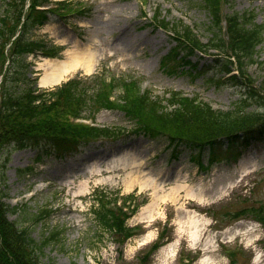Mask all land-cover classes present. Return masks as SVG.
Returning a JSON list of instances; mask_svg holds the SVG:
<instances>
[{"label": "rangeland", "instance_id": "obj_1", "mask_svg": "<svg viewBox=\"0 0 264 264\" xmlns=\"http://www.w3.org/2000/svg\"><path fill=\"white\" fill-rule=\"evenodd\" d=\"M73 1L87 9L85 16L72 19L69 26L51 19L47 30L37 29L32 36L65 48L77 43L98 57L92 71H77L69 77L103 68L138 77L142 89L160 97L177 91L222 111L231 110L236 101L245 98V90L233 85L227 75L214 74V50L204 57L189 58L192 64L198 61L196 69L183 61L175 67L174 62L161 64L176 41L170 32L148 24L153 14L158 11L160 18L171 24L181 21L206 44L216 29L201 0ZM221 11L222 15L252 14L254 22H264V0H223ZM221 27L224 37L223 23ZM256 50L257 64L248 68L255 84L261 76L260 63L264 65V33ZM25 61L30 63L29 77L37 79L38 86L41 57L27 56ZM255 101L248 99L247 111L256 108ZM95 123L125 129L132 125L117 110L100 111ZM237 150L240 153L236 155L221 153L220 161L202 169L190 159L193 152L183 150L174 159L165 142L135 135L90 142L61 158L50 154L47 146H15L0 189L5 203L14 209L8 219L18 228H27L34 241L60 233L45 245L44 263L140 264L138 258L149 245L167 240L145 264H179L180 252L197 255L192 264H228L226 252L237 248L244 251L240 263L264 264L263 228L249 217L234 221L225 216L264 202V140H252ZM202 163L206 167V153ZM95 188L105 190L108 199L114 198L116 191L148 195V202L127 221L130 227L136 226L138 236L122 244L103 232L90 213L89 196ZM67 195H77L72 210ZM44 211L49 215L35 222L34 217H42ZM162 229L170 239L158 241Z\"/></svg>", "mask_w": 264, "mask_h": 264}, {"label": "trees", "instance_id": "obj_2", "mask_svg": "<svg viewBox=\"0 0 264 264\" xmlns=\"http://www.w3.org/2000/svg\"><path fill=\"white\" fill-rule=\"evenodd\" d=\"M29 1L30 6L24 11L26 0H0V75L6 60L9 61L0 86V179L10 153L7 147L13 141L21 146L44 142L61 156L79 140L115 139L121 129L100 128L76 121L94 119L101 108L123 112L133 124L131 133L155 140L164 139L173 152L179 147L193 152L191 158L200 166L204 153L208 166H211L219 161L223 150L225 154L236 155L234 149L237 146L246 147L252 140H264V66L258 85H254L255 81L248 73V67L256 63V47L263 42L264 22H254L252 14L222 16L223 0H201L210 15L212 27L216 29L208 45H202L181 21L171 24L155 15L151 23L154 28L172 33L176 45L170 51V58L179 50L190 55L196 50L205 53L213 48L217 52L211 63L216 69L215 74L229 72L235 64L238 76L232 75L229 79L245 89L246 97L235 102L232 110L221 111L177 92L170 93L168 99L154 97L149 91H140L135 79L110 77L107 81L103 76H95L83 81L71 79L53 90H38L35 82L26 76L28 65L22 62L24 55L40 53L46 57H58L61 49L42 39L31 40L29 35L50 16L65 21L76 10L66 1ZM51 4L55 8L37 9ZM22 16L20 34L11 41ZM222 20L225 21L226 39L221 36ZM119 88L121 93L112 101L110 97ZM250 97L255 98L256 108L247 111ZM224 142L226 147H223ZM3 196L0 189V264H41L39 256L43 248L60 233L53 232L36 243L26 229L7 220L6 214L11 209L2 201ZM146 201L135 193L108 199L106 192L94 190L91 212L108 237L124 243L136 235L135 229L127 227L126 219ZM225 216H231V220L249 217L264 228V202L241 207ZM163 235L161 232L159 239ZM159 244H154L151 250H156ZM227 254L230 264H239V250H230Z\"/></svg>", "mask_w": 264, "mask_h": 264}, {"label": "bare ground", "instance_id": "obj_3", "mask_svg": "<svg viewBox=\"0 0 264 264\" xmlns=\"http://www.w3.org/2000/svg\"><path fill=\"white\" fill-rule=\"evenodd\" d=\"M48 26V24L45 25L43 29L47 30ZM63 55L64 57L61 60L41 59V62L38 63V68L41 71V75L38 79L39 86L51 87L57 85L66 77L77 71L88 73L93 70L98 59L89 49L77 43L67 48ZM66 197L68 198L67 204L69 210H72L73 207L71 204L77 195L71 197L67 195Z\"/></svg>", "mask_w": 264, "mask_h": 264}]
</instances>
